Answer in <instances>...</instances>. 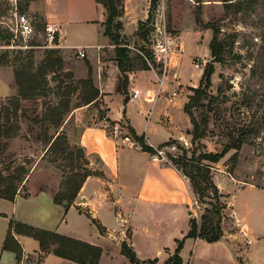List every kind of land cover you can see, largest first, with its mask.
Returning <instances> with one entry per match:
<instances>
[{"label": "rangeland", "instance_id": "374dc122", "mask_svg": "<svg viewBox=\"0 0 264 264\" xmlns=\"http://www.w3.org/2000/svg\"><path fill=\"white\" fill-rule=\"evenodd\" d=\"M41 1L0 0V66L12 70L16 87L14 91L7 81L0 80V111L2 105H5L2 113L0 112V174L2 172L18 174L21 166H25L28 173L23 176L22 181L18 182V191L27 179L30 180L33 188L49 189L53 185L59 188L58 192L71 191V183H75L72 179L78 169L74 170L79 162L76 146L83 121H93L92 114L100 115L105 105L101 100L96 104L86 103L85 97L89 92L86 79L90 69L87 55L80 56L76 49L48 47L41 35L25 37L19 34L18 38L11 40L10 26L13 24L16 11L27 13L36 30L44 28L45 21L39 11ZM132 2L136 3L139 14L146 11L148 0H130L129 4ZM198 13L202 17V22L197 20ZM156 22H159L162 28L166 27L172 39L171 47L176 52L180 48V45L176 43L177 35L183 33L185 36L182 56H179V59L183 72L181 79L185 78L187 82L192 81L182 88L183 95L188 100L195 94L194 87L199 86L207 62L213 61L210 43L207 40L208 37H213V28L205 27V25L214 22L221 27L220 38L225 43V58L222 61L214 60L215 72L209 89L211 96L205 100V105L194 108L199 119L203 114L208 115L209 123L206 134L200 140L194 141L193 134L190 133L188 138L192 144L188 147V156L193 157L194 152L196 157L203 151L219 152L227 144L243 140L240 149L231 148L219 162L207 161L213 166L212 178L215 181V173L229 172L241 179L242 183L250 181L264 186V0H160L155 11ZM198 29L203 30L201 37H197ZM156 38L154 29L147 40L139 36H131L127 40L131 41L135 52L143 55L141 52L143 51L153 58L150 47ZM142 45L148 50L140 49ZM86 49L91 53H95L96 50L95 48ZM196 62L201 65L195 67ZM29 63H33L32 70L36 72L37 80L41 83L37 90L40 94L22 96L19 99L16 71L23 69ZM149 68H151L150 65ZM155 68L160 74L163 73L162 65H155ZM101 69L100 67V73ZM95 77L93 68V78ZM193 82L197 83V86L193 85ZM167 83L169 84L163 88L162 93V99L165 102L168 92H172L177 86L180 88V85L169 82V79ZM180 96L182 97L179 95L177 98H181ZM121 97V94H115V105H118ZM167 102L168 106L175 104V102L170 103L169 100ZM59 103L67 104L66 109H61L64 111L62 129L67 135V140L66 142L61 140L58 145L47 151L49 139L57 133V125L52 121L58 119V109L53 107L58 106ZM152 105L146 103L145 107L151 109ZM127 106L128 112L136 118L138 116L139 122H142L144 127L147 118L139 116L140 104L129 102ZM38 116L43 118L39 119ZM79 117L80 120H76ZM45 119H47L46 122ZM122 126L121 124L120 127ZM193 127L194 124L192 129ZM122 130L124 134L120 132V136L129 134L136 145L137 140L131 129L125 126ZM130 142L128 141L129 144ZM64 147H66L65 150ZM237 151L238 156L235 157L234 154ZM71 153L74 155L72 156ZM95 159L101 164L98 157ZM225 189L230 194L220 192L223 194L221 196L223 219L228 229H235L230 216L232 211L229 207L230 201L239 215H246L247 202L251 205L257 204L258 208L264 209V189L249 190L250 188L235 183L227 175ZM195 196L197 202H193L192 211L198 215L199 209L203 210L201 216L197 218L200 230L202 215L205 209H212L210 201L215 202L216 198L213 194L207 195L203 200L199 194L195 193ZM18 199V210L13 201L3 198H0V209L6 210L10 217L20 220L24 218L26 222L43 228L55 229L61 223L64 212L61 215L55 210L57 208L51 205L47 191L43 190L30 199H26L24 195ZM13 208L15 214H13ZM212 213L213 211L208 215L211 217ZM107 216L111 217L107 218L109 224L119 231L121 221L117 219L115 210L112 209ZM248 216L251 221L252 217L259 218L255 213ZM65 217L67 220L61 224V228L67 234L94 242H104V245L111 250L112 255L104 258L100 264H125L123 258L125 256L117 243L121 232L112 234L113 240L102 241L98 237L100 230L97 223L86 213L70 207ZM123 227L129 235L131 227L128 225ZM186 254H189L188 248ZM16 257L15 252L5 251L1 264L10 262L16 264ZM169 258L164 261V264H167ZM22 259L18 264H21Z\"/></svg>", "mask_w": 264, "mask_h": 264}, {"label": "crops", "instance_id": "0c3cea01", "mask_svg": "<svg viewBox=\"0 0 264 264\" xmlns=\"http://www.w3.org/2000/svg\"><path fill=\"white\" fill-rule=\"evenodd\" d=\"M129 1L125 0L122 33L131 46V41L127 38L137 36L135 32L140 21L149 15L151 0H148L147 9L143 14L137 12L135 2L129 4ZM39 11L45 23H55L61 28L63 48L96 49L95 53L87 49V56L95 69L94 80L100 88L99 98L105 105L102 109L104 116H108L116 124L110 126V121L100 118L99 113L92 114L93 121H83L78 144L85 148L89 167L102 170L105 175H89L68 208L66 207L67 202L55 201V194L59 190L57 186L37 189L32 187L29 179L22 183L15 200L0 198L13 201L18 210V198L21 195L30 199L33 195H39L43 190L47 191L51 205L57 208L55 210L59 214L62 215L64 212V215L55 229H45L100 245L103 248V254L99 264L104 258L112 255L104 242H94L69 235L61 228V224L67 220L65 216L70 207L86 213L92 220L93 216L96 217L106 229L101 231L98 226L100 230L98 237L107 242L109 239L113 240L111 235L118 231L107 220V215L112 209L115 210L117 219L121 221L119 224L121 229L118 231V234L119 232L121 234H119L120 239L117 243L120 245L121 253L125 256L123 257L125 264H136L123 252L122 243L125 240L145 264H164V261L176 252L180 240L183 241L180 249L182 264H264V209L258 208L257 204L251 205L247 202L246 215H239L230 201L229 207L232 210L230 216L235 229H228L223 219V234L220 239L210 241L201 236H187L191 229V218H198L203 212L199 209L197 215L195 211H192L196 196L190 178L176 164L153 160L151 151L142 148L139 142L136 141L138 144L130 146L128 140L125 141L124 136L119 135L120 132L123 133L122 127L126 126L128 129L133 127L138 134H145L146 142L150 145H161L173 139L190 136L189 130L192 129L193 122L190 114L185 110L188 98L183 95L182 88L192 81L187 82L185 78L181 79L183 72L179 59V56H182L184 34L176 37V43L180 45V48L178 52L172 48L169 74L163 82L160 81L162 74L153 68L128 71L127 82L116 59V44L111 41L110 36L105 34L104 21L107 12L102 2L98 0H42ZM196 34L197 37H201L203 30H196ZM211 39L208 37V43ZM100 67L102 68L101 73ZM195 67H197L196 64ZM2 79L7 81L15 91L14 74L11 69L7 70L0 66V80ZM168 79L171 83L176 82L180 88L177 86L172 92H168L165 102L162 99V93L163 88L169 84ZM192 84L197 86L195 82ZM137 87L141 88V93L134 96V89ZM158 91L161 92L155 101L148 100L149 94L154 95ZM174 91L178 93L173 95ZM117 93L122 97L119 98L118 105H115V94ZM179 95L182 97L177 98ZM167 100L175 104L168 106ZM129 102L140 104L138 114L147 118L144 127L143 123L139 122L138 116L136 118L128 112ZM146 103L153 104L152 108H146ZM76 120H80V117ZM121 124L122 127H120ZM110 127L114 128L111 130L112 133L109 132ZM115 127H118V134L115 133ZM126 135L129 134L126 133ZM159 137L161 138L158 139ZM96 157L101 160V164L96 161ZM226 175L230 176L235 183L250 188L249 190L264 189V186L255 182L242 183L241 179L229 172L215 173L216 184L220 191L226 194H230L225 189ZM31 176L32 174L29 178ZM15 213L13 208V214ZM251 213H255L259 218L252 217L251 221L248 216ZM110 218L109 216L108 219ZM22 219L10 217L6 210L0 209V264L5 251L14 252L3 248L10 221L26 222V219ZM124 225L131 227L129 235ZM14 234L23 245V260L28 264H84L58 255L53 250H43L40 241L31 235L18 232ZM187 248L189 254H186ZM16 262V264L19 263L17 257Z\"/></svg>", "mask_w": 264, "mask_h": 264}, {"label": "trees", "instance_id": "16d2710c", "mask_svg": "<svg viewBox=\"0 0 264 264\" xmlns=\"http://www.w3.org/2000/svg\"><path fill=\"white\" fill-rule=\"evenodd\" d=\"M98 1L102 2L106 7L107 17L104 21L105 34L110 36L113 43L116 44V59L121 71L126 76L128 82V71L135 69H146L149 68V64L144 56L139 52H135L129 45V42L124 39L125 37L122 33L124 22L122 17L125 13V0ZM159 2L160 0H151L148 17L141 20L139 23V27L135 34L142 39L147 40L150 37L151 32L155 29V11L159 6ZM197 20L202 22L200 13L197 14ZM205 27L213 28V37L210 41L212 58L216 57V60L218 61L224 60L226 47L224 41L220 38L221 27L214 22L206 24ZM140 49H147V47L142 45ZM150 54L152 56V52ZM87 63L90 67L89 76L86 79V82H88L89 85V92L86 94L85 99L86 103L96 104L100 101V88L94 82L93 66L91 62L87 60ZM32 68L33 63H29L23 69H18L16 71L17 83L19 86V99H21L22 96L27 97L33 94H40L37 92V90H39L41 83L39 82V80H37L38 77L36 76V72H34ZM214 72V61H208L199 86L194 87L195 94L191 95L190 99L185 104V110L190 114L191 120L194 124L193 129L189 130V133L193 134L194 141L200 140L206 134L209 117L208 115L203 114L202 118L199 119L195 114L194 108L205 105V100L211 96V93H209V89L213 82L212 78ZM4 107L5 105H2L0 111L1 113ZM66 107L67 104L64 103H59L58 106L53 107V109H58L59 113L58 119L52 121L53 124L57 125V133L49 139L50 144L47 148V151L52 147L58 145L61 140H63V142H66L67 140V135L64 132V129H62L64 121V111L61 110L66 109ZM38 118L40 119L43 117L38 116ZM100 118H106L107 120H109L110 126L116 124L114 120H111V118H109L108 116H104V110H101ZM46 121L47 119H45V122ZM130 128L135 139L141 144L142 148L149 151H154V147L146 142L144 133L138 134L133 127ZM111 130L112 128H109V132H111ZM243 142V140H239L235 141L234 143L227 144L224 149L219 152L203 151L197 157L195 156L196 152L193 153V157H189L188 148L183 147V153L178 157H175L174 163L190 178L194 192L199 194L202 200L207 195L211 194H213V196L216 198L215 202L210 201V203L212 204V209H205V212L202 215V224L200 230L197 225V217L191 218V229L189 230L187 236H201L210 241L221 238L223 234V203L221 201V196L223 194L220 192L218 185L212 178V164L208 163L207 161L219 162L231 148L235 147L237 149H240ZM65 149L66 147H64V150ZM76 151L79 162L77 163L76 168H74V170H76L77 168L78 169L74 175V178L72 179V181H75V183H71L72 190L57 192L55 194L56 202L61 203L64 200L68 201L66 205L67 208L73 203L89 175H105L102 170H94L89 167V159L87 158L85 148L82 145L78 144L76 146ZM71 155L73 156L74 153H71ZM234 156H238V151L234 154ZM74 163H76V161ZM26 173H28V170L25 166H21L20 172L18 174H4L2 172L0 174V197L15 200L19 188L18 182L24 179L23 176L26 175ZM212 211L213 213L210 217L208 213L211 214ZM93 220L98 224L101 231L106 230L105 226H103L96 217L93 216ZM14 232L31 235L40 241L43 250H53L58 255L71 258L84 264H99L101 256L103 254V248L100 245L82 241L80 239H76L57 231L37 227L27 222L11 220L3 248L14 251L19 260L22 259L24 250L23 245L16 238ZM122 244L123 252L133 263L145 264V262L142 261L137 256L135 251L129 246L126 240L123 241ZM182 246L183 241L180 240L176 252L169 258L167 264H182V256L180 254V249L182 248Z\"/></svg>", "mask_w": 264, "mask_h": 264}, {"label": "built area", "instance_id": "2783aa9c", "mask_svg": "<svg viewBox=\"0 0 264 264\" xmlns=\"http://www.w3.org/2000/svg\"><path fill=\"white\" fill-rule=\"evenodd\" d=\"M156 31V41L151 45L152 56L143 53V56L147 60L151 68L155 69V65H162V78L161 82L164 81V78L169 74V62L170 55L173 52L171 44L172 39L166 31V27L163 28L159 22L155 23ZM13 37L12 40L18 38L19 34L22 36H31V35H41L45 39V45L48 47H62V37H61V28L58 24L55 23H46L44 28L41 30H36L35 25L27 13L15 12V19L13 20L12 26H10ZM162 38H161V37ZM87 47H77V52L80 56L84 57L87 55ZM99 48H101L99 46ZM201 63L196 62V66H200ZM161 91H158L156 94H149L148 100L155 101L156 97L160 94ZM141 93V88L137 87L134 89V96H138ZM177 91H174L173 95L177 94ZM173 98L172 96L170 97ZM115 133L118 134V127H115ZM120 135V134H119ZM125 141H131L130 145L133 146L135 141H132L130 136H124ZM192 144L191 140L187 137H181L180 139H173L168 143L161 145H152L154 151H151V157L155 161H163L168 163H174L175 157H178L183 153V147L188 148ZM180 151H182L180 153ZM194 202H197L194 200ZM21 264H28L25 260L22 259Z\"/></svg>", "mask_w": 264, "mask_h": 264}, {"label": "water", "instance_id": "95a60500", "mask_svg": "<svg viewBox=\"0 0 264 264\" xmlns=\"http://www.w3.org/2000/svg\"><path fill=\"white\" fill-rule=\"evenodd\" d=\"M215 59H216V57L213 58V61H214ZM65 202H67V201H65Z\"/></svg>", "mask_w": 264, "mask_h": 264}]
</instances>
